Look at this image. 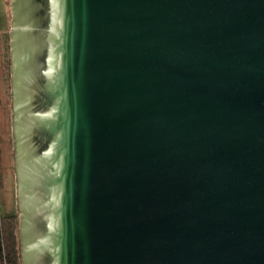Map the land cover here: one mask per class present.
I'll return each mask as SVG.
<instances>
[{
  "label": "water",
  "instance_id": "obj_1",
  "mask_svg": "<svg viewBox=\"0 0 264 264\" xmlns=\"http://www.w3.org/2000/svg\"><path fill=\"white\" fill-rule=\"evenodd\" d=\"M23 264H264V0H12Z\"/></svg>",
  "mask_w": 264,
  "mask_h": 264
},
{
  "label": "rangeland",
  "instance_id": "obj_2",
  "mask_svg": "<svg viewBox=\"0 0 264 264\" xmlns=\"http://www.w3.org/2000/svg\"><path fill=\"white\" fill-rule=\"evenodd\" d=\"M6 14L5 5L0 2V207L7 214L18 215L12 123L11 37L7 31ZM12 17L11 9L9 23Z\"/></svg>",
  "mask_w": 264,
  "mask_h": 264
},
{
  "label": "trees",
  "instance_id": "obj_3",
  "mask_svg": "<svg viewBox=\"0 0 264 264\" xmlns=\"http://www.w3.org/2000/svg\"><path fill=\"white\" fill-rule=\"evenodd\" d=\"M19 218V214H7L0 207V264H21Z\"/></svg>",
  "mask_w": 264,
  "mask_h": 264
},
{
  "label": "crops",
  "instance_id": "obj_4",
  "mask_svg": "<svg viewBox=\"0 0 264 264\" xmlns=\"http://www.w3.org/2000/svg\"><path fill=\"white\" fill-rule=\"evenodd\" d=\"M1 4L3 3L5 5V11L7 15V21H8V32H11L12 24L9 23L10 15H11V2L12 0H0Z\"/></svg>",
  "mask_w": 264,
  "mask_h": 264
}]
</instances>
